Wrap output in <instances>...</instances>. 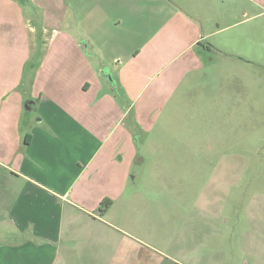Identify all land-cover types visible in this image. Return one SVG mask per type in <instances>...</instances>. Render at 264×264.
I'll list each match as a JSON object with an SVG mask.
<instances>
[{"label":"crops","instance_id":"obj_1","mask_svg":"<svg viewBox=\"0 0 264 264\" xmlns=\"http://www.w3.org/2000/svg\"><path fill=\"white\" fill-rule=\"evenodd\" d=\"M71 1L80 31L59 0L50 36L0 34V264H264L252 227L221 207L232 145L206 143L204 127L235 119L223 75L256 63L242 51L264 54V26L240 50L232 29L242 8L264 25V0Z\"/></svg>","mask_w":264,"mask_h":264},{"label":"rangeland","instance_id":"obj_2","mask_svg":"<svg viewBox=\"0 0 264 264\" xmlns=\"http://www.w3.org/2000/svg\"><path fill=\"white\" fill-rule=\"evenodd\" d=\"M11 0H0V34L11 33L12 38L14 37L15 42H22L27 37L30 36L29 28H32L35 32L33 36H38L44 31L48 30L47 36L51 34V27L56 24L53 21V13L55 11L63 10L58 8L55 9L56 3L54 1L59 0H41V8L34 2L38 0H12L20 5L25 11L27 19H20V14H16L9 7H3L5 2ZM63 2V0H60ZM71 3L74 14L78 17V31L83 24L84 18L81 19L82 12L84 9L81 7H76L77 3L68 0ZM80 1V0H79ZM245 2V0H230ZM77 2V0H75ZM75 4V5H74ZM239 7L242 5H238ZM239 9V8H238ZM81 13H80V12ZM242 8L236 15L235 21L239 24L232 29L235 33L237 40V48L239 50L244 47V41L242 40V35L252 36L255 43L261 41L260 29L264 25H261V18L249 19L251 18L254 11H247ZM18 15V16H17ZM1 16L9 21L10 24L2 23ZM248 21V22H247ZM9 25V26H8ZM11 25V26H10ZM10 28L11 32H8ZM264 30V29H263ZM125 33V32H122ZM264 34V32H263ZM32 37V36H31ZM126 36L127 45L129 44ZM13 40L7 43L8 46L15 48V51L23 50V48H17L20 45H16ZM168 43L162 45L165 48ZM126 48L130 47L127 46ZM172 46V45H171ZM259 47H255L254 55H248L246 52L242 51L241 58H250L254 60L255 64H244L239 62V65L229 75H223V78L232 79V84L235 85V101L236 105H232L235 109L234 115L235 119L227 120L222 119L221 121H206L204 127H209L210 131L206 134L205 138L210 139V142L206 143L218 144V145H232V151L227 153H222V156H229L231 154L232 160H236V168H232V173L235 170L234 175L230 178L222 179L221 181V207L224 209H230L237 211L235 215V221L237 220L238 232L249 231V226L254 230L252 233V240L257 244H262L264 246V54H261ZM130 50H126L128 53ZM92 59L95 57H91ZM145 61L139 60V68L143 67ZM246 66H244V65ZM110 63V70L114 72V66ZM106 67V66H105ZM108 68V66H107ZM208 71H203L200 79H204V73ZM113 74V75H114ZM211 75V72L209 73ZM228 74V73H227ZM212 78V76H211ZM210 78V80H212ZM184 82H189V77H186ZM198 90L194 92L191 96L196 95ZM233 94V91H232ZM224 111V110H223ZM162 116V115H161ZM162 118V117H161ZM159 120L160 123H166L165 120ZM127 123L129 121L127 119ZM182 124V121H179ZM200 124V127H199ZM223 130L221 135L216 134V128L220 127ZM184 128H200L202 129V121H183ZM231 129V133L229 130ZM227 131V132H226ZM194 141H192L193 143ZM134 171V168H132ZM233 219V220H234ZM234 223H228L229 228ZM232 229V228H230ZM229 231V229H227ZM249 236V234L245 235ZM239 241V239L237 238ZM240 242V241H239ZM254 249V247H253ZM249 262V261H248Z\"/></svg>","mask_w":264,"mask_h":264},{"label":"trees","instance_id":"obj_3","mask_svg":"<svg viewBox=\"0 0 264 264\" xmlns=\"http://www.w3.org/2000/svg\"><path fill=\"white\" fill-rule=\"evenodd\" d=\"M111 205V201L104 200L99 204L98 210L101 213H105Z\"/></svg>","mask_w":264,"mask_h":264},{"label":"water","instance_id":"obj_4","mask_svg":"<svg viewBox=\"0 0 264 264\" xmlns=\"http://www.w3.org/2000/svg\"><path fill=\"white\" fill-rule=\"evenodd\" d=\"M102 75L106 76L107 79H109V81H112L111 75L108 74V69L107 68L103 70ZM27 104H29V103H27ZM25 109H26V105H25Z\"/></svg>","mask_w":264,"mask_h":264}]
</instances>
